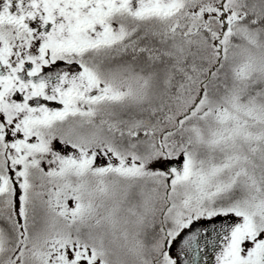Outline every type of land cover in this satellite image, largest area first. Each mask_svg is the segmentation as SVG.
<instances>
[{"label":"snow or ice","instance_id":"1","mask_svg":"<svg viewBox=\"0 0 264 264\" xmlns=\"http://www.w3.org/2000/svg\"><path fill=\"white\" fill-rule=\"evenodd\" d=\"M0 264H264V0H0Z\"/></svg>","mask_w":264,"mask_h":264}]
</instances>
